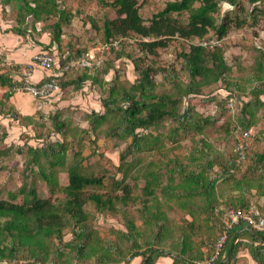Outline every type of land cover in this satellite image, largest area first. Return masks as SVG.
I'll list each match as a JSON object with an SVG mask.
<instances>
[{
  "label": "trees",
  "instance_id": "1",
  "mask_svg": "<svg viewBox=\"0 0 264 264\" xmlns=\"http://www.w3.org/2000/svg\"><path fill=\"white\" fill-rule=\"evenodd\" d=\"M12 2L18 3L26 14H33L37 21L42 19L43 13H60L54 24L56 29L61 28L62 21L69 19L65 10L57 9L55 0L51 8L44 7L42 0H4L6 4ZM33 2L35 6H32ZM104 3L116 8L117 12V17L104 21V45L109 44L116 57L131 58L139 76L127 84L121 80L120 70L113 66V61H106L104 71L112 70L113 76L106 82L109 93L103 101L104 111L93 110L88 120L90 131L98 137L103 135L127 142L120 152L122 163L117 168L122 176H111V189L100 191L98 188L107 185V174L86 171L82 166L84 156L80 152L68 158L69 120H61L60 114H56L55 131L62 139L46 145L21 147L27 158L23 182L18 188L8 190L6 198L0 197V264H130L140 256L139 264H155L158 257L164 256H171L173 264H195L197 259L203 258L197 249V238L203 237L204 231L212 232L217 227L222 232L227 229L228 221L224 215L228 209L247 211L256 207L264 214L262 205L252 199L253 191L258 197H264V148L254 154L250 166V172L258 173V177L250 173L234 178L233 188L238 192L235 197H227L225 189L221 193L218 191L219 181L226 182L246 168L251 139L260 141L264 138L263 130L251 134L247 139V159L237 162L234 130L239 126L243 131L249 130L257 125L261 110L256 108L264 106V99L260 97L264 93V51L255 43L252 62L246 65L242 60L229 62L225 44L207 47L201 43L213 38L222 41L232 26H257L264 18V0H172L152 16L149 24L139 11L138 0ZM222 3L233 8L221 15ZM232 10H235L234 14ZM184 14L188 15L187 20L182 19ZM13 31L26 34V30L20 27ZM176 37L190 42V48H184L179 54L185 80L175 71L166 73L161 66L140 64L141 60L158 54L159 48L167 47ZM126 38L136 39L140 56L134 57L123 47L116 48L117 43L123 46ZM194 39L197 41H192ZM60 40L58 32L52 41L59 44ZM76 57L69 55V58ZM53 66L58 68L55 63ZM160 72L163 73L161 82L157 79ZM89 74L84 72L77 78L66 80L60 77L59 83L62 88L72 84L79 89L87 79L100 81L97 76L92 78ZM17 76H22V71ZM19 77L16 79L12 72L0 71V87H10V92H5L0 99V113H8L12 108L16 110L3 106L14 93L12 88L20 83ZM166 84H170L169 89L158 91V86ZM214 85L216 88L206 94L204 88ZM220 89L228 94L219 96L216 92ZM236 90L243 94L250 91L254 101L247 103L244 100L243 104L237 101V109H232L228 106L229 98ZM194 98L214 103L213 112L202 114ZM260 113L264 117V110ZM222 115L229 118L226 130L231 134L228 133L227 139L231 137L233 144L229 154L214 148L205 134L206 128L216 126ZM27 119L32 117L27 116ZM191 134L200 136L185 162L177 157L167 161L150 160L144 165H141L144 161L141 158L128 160L132 154L161 150L166 139L178 142L183 135ZM8 153V148L0 147V158ZM60 170L68 173L66 185L59 182ZM142 179L141 192H136ZM41 183L46 184L51 196L40 194ZM4 191L0 184V196ZM58 192L63 197L55 201L52 195ZM138 202L141 208L137 209V216L131 214L130 204ZM88 204L100 214L122 215L126 230L111 227L103 231L97 228L93 223L96 215L87 208ZM165 206L183 210L191 220L173 222L163 210ZM202 213L207 215L201 217ZM139 220L142 225L138 224ZM244 226L241 222L228 230L227 240L215 264H237L241 246L248 249L256 264H264V230L250 232L243 230ZM66 232L72 235L68 240H65ZM246 232L250 240L242 238ZM204 237L209 244L215 241L213 236Z\"/></svg>",
  "mask_w": 264,
  "mask_h": 264
},
{
  "label": "rangeland",
  "instance_id": "2",
  "mask_svg": "<svg viewBox=\"0 0 264 264\" xmlns=\"http://www.w3.org/2000/svg\"><path fill=\"white\" fill-rule=\"evenodd\" d=\"M42 1L44 7H54L53 0ZM113 1L114 0H55L57 9L65 10V14L69 16L68 20L61 22V28L56 29L54 24L59 20L60 13L55 14V12H53L51 15L43 13L42 19L37 21L33 14H26L27 11L25 9L20 10V7L17 5L18 3L12 2L6 4L4 3V0H0V32L4 38L12 37V39H19V44L21 43V45L27 46V48L28 46H32L33 48L37 47L42 51L47 50L52 53L54 57H58V63L64 62L65 57L69 55L93 56L99 67L96 68L94 72L93 70L90 72V70L78 69L65 73L63 78L65 80L71 77L77 78L84 74V72H89L90 74H88L91 75L92 78L93 76H97L100 80L95 82L93 79H87L79 89H76L72 84L67 85L65 88H62L61 86L62 90L59 88L51 100H43L41 108H37V105H34L36 110H34V113H31V115L24 114L23 110L17 109L11 102L10 104L9 102L5 103L3 106L4 108L8 109L9 107H14L16 110L12 108L8 113H0V147L9 149V153L0 158V184L4 186L5 190L0 197L6 198L8 190L18 188L23 182V169H25V159L27 158H25V152L21 151V147L25 148L26 145H46L47 142L49 143L55 139H62V136L55 131L54 117L56 114H60L61 120H69L67 122L70 128V132L67 135L69 141L68 158L70 159L75 152H80L84 156L82 166L86 171L94 174H107L108 177L110 174V177H107L105 180L107 183L106 187L98 188L100 191L111 189V176L115 175V177L118 178L122 176V172L118 171L117 168L122 163L120 152L126 147L127 142L114 137L106 138L103 135L98 137L90 131L88 120V115L93 110L104 111L103 101L109 93V85L106 82H108L113 76L112 70L109 72L104 71L103 65L106 61H113V66L120 70L121 80L127 82V84L133 83V81L139 76V70L137 71L135 69V64L131 58L125 56L116 57L115 51L112 48L108 49L104 45V21L107 18L113 19L117 17L116 8L111 5H106L104 2H108L109 4V2ZM169 1L172 0H138L139 11L143 16L145 23L149 24L152 16L156 12L162 10ZM35 4L36 3L33 2L32 6H35ZM228 8L231 9L233 6L222 3L220 14H225V11L229 10ZM232 11L234 14L235 10ZM25 14L26 17L24 18L23 15ZM187 17L188 15L184 14L182 19L187 20ZM96 24L98 25V28L95 27ZM18 27L26 30V34H16L13 30ZM58 32H60L61 39L59 44L57 41H52V38L55 34L58 35ZM14 34H16V36ZM256 37L260 44L264 43V18H262L260 23L255 27L245 25L242 28H236L232 26L229 30L228 36L223 41V44L226 46L225 52L227 60L231 63L242 60V64H249V62H252ZM192 41H197V39ZM47 45L48 47H45ZM189 45L190 42L183 38H173L169 41L167 47L159 48L158 54L150 55L148 59L144 61L141 60L140 64L142 66L148 64L161 66L166 73L168 72V74H170L175 71L180 75L181 79L185 80L186 76L183 73L182 57L179 56V54L184 48L189 49ZM116 46L117 49L123 47L126 52H131L134 57L140 56L141 54L135 38H126L123 46L121 43H117ZM78 52H80V55ZM5 67L7 66L3 65L2 60L0 59V71ZM23 67L24 66L21 65L20 68ZM15 70L18 71V69ZM157 79L161 82L163 79V73L160 72V74L157 75ZM169 88L170 84L160 85L158 86V91ZM214 88H216V85L205 87V93L208 94L210 90ZM4 89H6V87ZM0 92V94L3 93L1 90ZM216 94L224 97L227 95V91L220 89ZM34 101L37 103L36 100ZM193 101L197 102L198 108L201 110L200 112H203L202 114L204 115L210 113L213 109L214 103L207 102L205 99L200 100V98H194ZM206 103H208V105H205ZM260 112L259 115L262 123L259 120L260 123L254 125V133H259V131L262 130L264 131V119H262V114ZM27 116H31L32 119H27ZM228 123V116L222 115L219 117L217 125L211 128L207 127L205 132L208 141L212 143L214 148L226 152L227 154H229L233 146L231 137H229L230 139H227L228 133L230 132L231 134V131L226 130V125H228ZM104 125L107 124L105 123ZM160 130L163 131L164 129ZM199 136V134L183 135L178 142H172L166 139V145L161 150L156 149L154 151H142L135 155L132 154L129 156L128 160L132 161L136 158H141V160H144L141 165H144L150 160L167 161L168 159L177 157L185 162L193 151L194 144ZM250 143V150L248 153L249 158L246 160V168L243 171L241 170V172L235 177L230 178V180L226 182H218V191L221 193L223 192V189H225V195L227 197L237 196L238 192L233 188V179L241 178L243 174H250V166L252 165L254 154L264 148V138L260 141L252 138ZM132 173V175L135 174V172ZM250 175L258 177L259 174L251 173ZM58 179L61 185H66L68 183L67 171L60 170L58 172ZM129 181L134 183L132 178H129ZM143 183L144 181L142 179L139 182L140 185H138L135 190L136 192H141V186ZM39 191L40 194L45 197L51 196L45 183L40 184ZM254 192L255 191L252 193L253 201H255L256 204L262 205L264 210V197H258L257 193ZM52 196L56 201L57 199L62 198L63 194L58 192ZM223 204L224 206L227 205L226 202ZM130 205L131 214H136L138 216L139 212L137 209L141 208V203H131ZM87 208L95 213L96 219L93 223L94 225L96 224L97 228L103 231H107L111 227L126 230L122 215L118 214L113 216L109 214H100L95 210L92 204H88ZM151 210H155V208L151 207ZM163 210H166L169 219L177 224L183 223L184 219L191 220L190 215L177 207L168 209L165 206ZM206 215L202 213L201 217H205ZM213 217L216 216L214 215ZM211 222L213 223L212 219ZM138 224L142 225V220H139ZM204 233L206 235L204 234L203 237L213 236L215 241H217L218 238L222 236L223 232L222 229L217 227L216 230L212 232L204 231ZM71 236V232H66L65 240L70 239ZM203 237L197 238V249L203 255V258L200 259L209 258L214 253L215 241L209 244L210 241L205 237L204 241H202ZM163 258L173 259L171 256H164L158 257L157 261L160 263V259ZM141 260V256L136 257L130 264H139ZM117 264L126 263L122 262ZM237 264H256L252 256L249 254L248 249L244 246H241L238 252Z\"/></svg>",
  "mask_w": 264,
  "mask_h": 264
},
{
  "label": "built area",
  "instance_id": "3",
  "mask_svg": "<svg viewBox=\"0 0 264 264\" xmlns=\"http://www.w3.org/2000/svg\"><path fill=\"white\" fill-rule=\"evenodd\" d=\"M201 43L207 47H213L215 45H222L221 40H217L216 38L210 40H202ZM115 45V44H114ZM256 45L258 48L263 49L264 51V43L259 42L258 38L256 39ZM108 49H110V45H105ZM55 63L58 66L57 61H55L52 54L48 51H41L33 57V60L29 63V65L22 71V76H18L20 83L15 85L12 89L15 91L27 92L34 96L37 99L46 100L50 98L55 91L59 89V82L56 78L34 82L32 79L35 67H42L44 69L52 70L55 67L53 64ZM61 65L58 66L60 72H53L54 76L58 77L63 75L65 72H68L72 69L79 68H91L95 62L93 59H88L85 56L76 57L68 60L67 62L59 63ZM53 71V70H52ZM234 98L229 99L228 106H234ZM235 138L236 143L234 146V152L237 153L238 158L237 162L242 163L247 159L246 150L248 148L247 139L253 134V129L242 130L241 127H236ZM225 219L228 221L227 229H225L222 233V236L218 238V240L214 244V253L212 256L206 259H197L195 264H215V260L220 256L222 252V247L224 246L227 237L228 230L233 228L235 225L243 222L245 224V229L253 232L255 230H264V214H262L256 207H253L247 211L235 210L233 208L228 209L224 215Z\"/></svg>",
  "mask_w": 264,
  "mask_h": 264
},
{
  "label": "crops",
  "instance_id": "4",
  "mask_svg": "<svg viewBox=\"0 0 264 264\" xmlns=\"http://www.w3.org/2000/svg\"><path fill=\"white\" fill-rule=\"evenodd\" d=\"M16 34H14V35L16 36ZM223 40H225V39H223ZM19 42H20V40L16 39V38H14V39H12V37L11 38H7V37L4 38L2 36V33L0 32V59L2 60V64L7 66L2 71L8 72V73L12 72L13 76H16V79L18 77L17 76L18 73L23 71V69L25 68L24 67V68L20 69L21 65L25 66V65L29 64L32 60V57L36 53L42 51V50L38 49L37 47L33 48L32 46H30V47L28 46V48H29L28 49L27 46H25V45L23 46V45H21V43L19 44ZM222 44H223V42H222ZM47 46H45V47H47ZM43 51H45V50H43ZM57 59H58V57H56V61H57ZM25 63H27V64H25ZM15 69H18V71ZM50 74H51V71H48V69H43L42 67L38 66V67H35L32 79L34 80V82H40L42 79L50 77ZM4 88L5 87H0V90L3 91V93L0 94L1 95L0 99H2L4 97L5 92H8V91L10 92L9 86H6V89H4ZM237 91L238 90L234 91V93L231 96V98H234V101H233L234 106L231 107L232 109H237V104H236L237 101H239L240 104H243L244 100L247 103L251 102V100L254 101V99H253L254 96L252 95V93H250V91H249L248 95H247L248 92L246 94L245 93L243 94L240 91H238V92ZM52 97H54V96H52ZM260 97H262L264 99V93L261 94ZM51 98L46 99V101L51 100ZM34 100H36L37 103H35ZM8 102H9V104H10V102L13 103L17 109L23 110V113L26 115H31V113H34L33 111L36 110L34 108V105H37V108H41V106L43 105L42 99H37L34 96H32L31 94L21 92V91H17V92L12 93V96L7 100V103ZM256 110H264V106L263 107L257 106ZM262 119H264V117H262ZM259 120L261 121L260 117H259ZM259 120H258L257 124L260 123ZM261 123H262V121H261ZM254 128H255V126L252 127V129H254ZM253 133H254V130H253ZM243 230H246V229L244 228ZM242 236H243L242 238H244L246 240L250 239L249 234L247 232H246V234H244ZM156 262H158L156 264H173L174 260L173 259L171 260L170 258L169 259L163 258V259H160V263H159V261H156Z\"/></svg>",
  "mask_w": 264,
  "mask_h": 264
},
{
  "label": "clouds",
  "instance_id": "5",
  "mask_svg": "<svg viewBox=\"0 0 264 264\" xmlns=\"http://www.w3.org/2000/svg\"><path fill=\"white\" fill-rule=\"evenodd\" d=\"M230 5V4H229ZM231 6V5H230ZM257 39V38H256ZM256 39H255V43H256ZM41 52V51H40ZM39 53V52H38ZM37 54V53H36ZM52 54V53H51ZM53 55V54H52ZM82 56H85V55H82ZM82 56H77V57H82ZM34 57V56H33ZM33 57H32V60H33ZM53 57H54V55H53ZM85 57H87V56H85ZM88 59H93L94 57L93 56H90V57H87ZM54 59H55V61H56V57H54ZM70 59H72V58H69V56H67V57H65V61L64 62H67L68 60H70ZM31 60V61H32ZM94 62H95V64L91 67V68H79V69H82V70H90V72H92V70H93V72L95 71V69H96V67H98L97 66V62H96V60L94 59ZM57 63H58V61H57ZM63 63V62H62ZM57 65H61V64H57ZM44 69V68H43ZM53 70V71H52ZM52 70H48V71H51V74H50V77H48V79H52V78H56L57 80H58V82H59V78L60 77H64V74L65 73H69V72H72L73 70H78V69H72V70H70V71H68V72H65L63 75H60V76H58V77H56V76H54V74H53V72H60V70L58 69V68H54V69H52ZM89 73V72H88ZM48 79H42L41 81H44V80H48ZM111 79H112V77H111ZM110 79V80H111ZM109 80V81H110ZM59 88H60V90H61V85H60V83H59ZM59 90V89H58ZM57 90V91H58ZM57 91H55V93L57 92ZM14 92H17V91H15L14 90ZM54 93V94H55ZM53 94V95H54ZM227 94H228V92H227ZM230 99V98H229Z\"/></svg>",
  "mask_w": 264,
  "mask_h": 264
}]
</instances>
